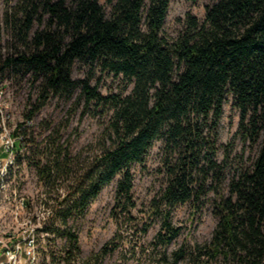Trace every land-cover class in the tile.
<instances>
[{
  "label": "trees",
  "instance_id": "1",
  "mask_svg": "<svg viewBox=\"0 0 264 264\" xmlns=\"http://www.w3.org/2000/svg\"><path fill=\"white\" fill-rule=\"evenodd\" d=\"M108 3L110 14L100 0H19L5 17L25 39L36 22L45 24L35 31L30 51L6 59L0 55L1 73L9 69L44 78L43 99L26 119L34 118L51 92H72L78 86L89 104L111 111L103 145L89 168L66 194L50 196L61 207L47 229L69 242L62 257L72 263L80 252L69 219L84 216L117 176L116 208L136 206L133 167L145 161L156 140H163L166 186L152 204V213L162 217L155 244L168 246L180 235L182 226L171 217L175 207L196 203L211 190L218 194L219 220L210 241L183 244L171 253L165 249L154 263L180 264L189 258L193 264H210L222 258L223 264H264V0H215L203 20L188 14L177 37L165 30L171 0ZM77 61L122 76L132 90L104 94L91 85V77L73 78ZM230 96L240 111L238 134L259 149L251 166L229 178L225 192L226 165L218 158L217 128ZM31 153L43 154V149L37 144ZM60 154L51 151L45 164L36 162L45 182L56 181ZM56 218L64 228L55 224ZM149 226L146 222L143 230ZM110 243L97 256L117 248Z\"/></svg>",
  "mask_w": 264,
  "mask_h": 264
},
{
  "label": "rangeland",
  "instance_id": "2",
  "mask_svg": "<svg viewBox=\"0 0 264 264\" xmlns=\"http://www.w3.org/2000/svg\"><path fill=\"white\" fill-rule=\"evenodd\" d=\"M100 1L105 4L110 14L112 5L108 0ZM214 1L171 0L165 24L166 32L171 37H177L185 27L188 14L196 15L203 20L208 5ZM18 2L19 0H0V55L2 56L20 50L30 51L34 47L32 40L35 31L45 27L44 23L36 22L28 38H23L17 32L15 24H12V21L7 22L5 18L6 12L14 11L13 8ZM4 74L12 79V87L17 92L16 118L19 121L36 102L43 99L44 78L35 79L32 72L17 74L9 69H6ZM72 76L75 79L91 77V85H98L99 90L104 94L121 91L128 93L133 87V84L128 83L122 76H114L99 69L92 70L81 61L75 63ZM110 116L111 111L107 107L87 102L81 86L76 87L72 92H51L34 116L35 125L29 140L31 148H35L38 144L40 149H43V154L34 153L32 156L31 153L34 160L29 165L28 171L32 174V181L29 182L28 189L35 193L43 188L51 195H64L69 191L68 187H74L75 182L89 168L92 156L103 145L104 130ZM239 123L240 111L234 106L230 96L224 105V112L217 128L218 158L220 161H225L226 165L227 179L221 186L225 192H228L229 178L242 168L251 166L259 149L258 144L241 139L237 132ZM49 141L53 142V147L47 149ZM51 151L61 152L58 156L59 174L54 173L56 181L52 183L40 178L36 166L39 160L41 164H45L51 158H48ZM67 152L69 162L68 165H64ZM165 156L164 141L156 140L145 161L134 165L133 192L136 206L132 209L122 211L116 208L120 178L117 176L104 186L97 198L90 202L84 216L69 219L68 226L79 236L80 252L75 263L65 264H155L154 259L160 258L159 254L165 249L171 253L183 244L191 246L211 240L219 220L215 212L218 194L213 190L201 195L196 203L186 202L175 207L171 217L174 224L182 226L180 235L168 246L155 244V236L161 227L162 217L152 213V204L154 198H158L166 186ZM210 182L217 185L216 181L209 180L207 183ZM207 186L209 187L210 184ZM54 222L62 228L65 227L59 218ZM146 222H149L150 226L145 232L143 227ZM108 242H111V246L117 244V248L104 256H97ZM68 245L67 237L58 235L53 251L54 256H57L54 264H63V260L58 256L66 252ZM180 264H193V262L188 258ZM210 264H223L222 258Z\"/></svg>",
  "mask_w": 264,
  "mask_h": 264
},
{
  "label": "built area",
  "instance_id": "3",
  "mask_svg": "<svg viewBox=\"0 0 264 264\" xmlns=\"http://www.w3.org/2000/svg\"><path fill=\"white\" fill-rule=\"evenodd\" d=\"M16 100L12 79L0 72V264H54L58 235L47 226L61 205L46 189H28L35 119L18 121Z\"/></svg>",
  "mask_w": 264,
  "mask_h": 264
}]
</instances>
